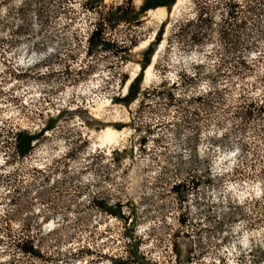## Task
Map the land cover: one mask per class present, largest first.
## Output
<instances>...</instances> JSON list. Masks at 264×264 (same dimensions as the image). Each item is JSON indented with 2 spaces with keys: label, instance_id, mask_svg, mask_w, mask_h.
I'll return each mask as SVG.
<instances>
[{
  "label": "rangeland",
  "instance_id": "1",
  "mask_svg": "<svg viewBox=\"0 0 264 264\" xmlns=\"http://www.w3.org/2000/svg\"><path fill=\"white\" fill-rule=\"evenodd\" d=\"M203 6L212 23L193 43L179 29ZM262 11L0 0V264H264ZM99 21L112 48L89 52ZM115 203L126 221L102 209Z\"/></svg>",
  "mask_w": 264,
  "mask_h": 264
},
{
  "label": "trees",
  "instance_id": "2",
  "mask_svg": "<svg viewBox=\"0 0 264 264\" xmlns=\"http://www.w3.org/2000/svg\"><path fill=\"white\" fill-rule=\"evenodd\" d=\"M175 1V0H174ZM92 7V6H91ZM236 2H231V6L230 9L227 11V17H224L225 19H222L223 22V28L221 30V39L223 42H225L227 45L228 43H233L236 44L237 42V33L234 31V27H232L230 21H228L229 18L235 17L236 15ZM116 12H118V15L114 16L112 22H110V24H118V22L121 21H125V14L122 13L121 11V6H118L115 10ZM264 11H262L263 13ZM109 19V18H107ZM212 21V17L209 14V11L207 9V7H201L199 12L197 13L196 17H194L193 19H188L187 23H185L184 26H181L179 29V32L183 35L188 37L189 39H191V41L194 43H200L204 40V38L209 34V30H210V26H211V22ZM162 27H164V24L162 25ZM105 31V25L102 21H99L97 23V26L91 31V33L88 35V51L91 52L92 48L94 47H98L101 46V48L103 47L104 49H111L112 48V44L109 45V43H107L103 36L102 33ZM162 31L163 28L160 29V31L158 32V36L159 38H161L162 36ZM121 50H123L121 48ZM117 52V51H116ZM118 53V52H117ZM150 55V54H149ZM149 57L145 60L141 62V69L148 64L149 62ZM122 58V56H121ZM244 60V59H243ZM243 61H240V63H242ZM141 77V72L138 73V75L131 80V82L129 83L128 86V90L126 93V97L129 96V98L131 99H135L139 93V79ZM200 98H202V96H199ZM18 135V134H17ZM182 183L180 184H176L175 185V190L181 192V188H182ZM102 209L104 211H106L107 213H110L112 215L118 216L120 218H123L125 221L127 219L126 216L123 215L122 213V209L121 206L118 203H115L114 205H106L104 204ZM25 251L27 253L33 254V255H39V251L36 248H33L32 246H29L25 249ZM120 264V262L118 263Z\"/></svg>",
  "mask_w": 264,
  "mask_h": 264
},
{
  "label": "bare ground",
  "instance_id": "3",
  "mask_svg": "<svg viewBox=\"0 0 264 264\" xmlns=\"http://www.w3.org/2000/svg\"><path fill=\"white\" fill-rule=\"evenodd\" d=\"M180 1L181 0H178V2H180ZM151 14L153 16H156V17H162V16L165 15V10L163 8H158L156 10H152ZM156 58H157V54L155 55L154 60H156ZM151 66H153V64H151L150 67H149L148 75L150 74ZM130 82H131V79L127 83L126 90H127V87H128ZM104 134H105L107 139H111V140L114 139L117 136V132L115 130L111 129V128H107L104 131Z\"/></svg>",
  "mask_w": 264,
  "mask_h": 264
}]
</instances>
